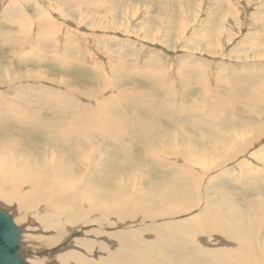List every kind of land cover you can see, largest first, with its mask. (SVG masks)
<instances>
[{
    "label": "rangeland",
    "instance_id": "obj_1",
    "mask_svg": "<svg viewBox=\"0 0 264 264\" xmlns=\"http://www.w3.org/2000/svg\"><path fill=\"white\" fill-rule=\"evenodd\" d=\"M39 56L50 57L52 60L40 61ZM63 59L76 62L75 66H64L57 62ZM123 64L140 75L120 79L118 74L125 69ZM150 74L153 77H150ZM98 76L104 80H99ZM149 77L157 79L164 89L173 90L175 93V96L162 103V106H160L161 102L157 105L164 111H179L182 104H188L191 108L193 104L194 109L197 110V105L200 103L201 113L207 114L212 101L220 100L224 105L220 102L221 112L215 119L206 120L203 125L204 130L197 125L189 126L193 118L186 117L185 114L180 113L168 119L169 121L150 114L146 117V121L150 123L151 118L155 117L153 124L161 126L163 129L161 131L174 139L171 140L168 135H164L161 139L164 145L157 147V151L149 149L150 151L144 152L142 139L133 135L135 127H131L128 122L134 121L131 120L134 116L133 112L143 105L140 103L147 104V101L152 100L139 95L140 91L149 93L151 84ZM9 80L13 85L17 83V97L9 89L7 83ZM108 82H113V85L110 86ZM151 82L153 84V81ZM98 89L101 90L95 95ZM51 91L57 92L58 95L55 96L50 93ZM232 91L238 96L234 97ZM263 91L264 0H0L1 109L11 110L10 103L14 107L25 106V99L22 96L25 92L28 94L32 92L33 96L36 98L40 96L42 100L51 97L50 100L53 99L54 104L57 102L60 109L62 106H70L68 103L73 102L75 109L73 107V110L67 111L68 114H61L64 118H71L72 115H87L89 111V114L93 111L90 116H97L93 120L97 125L101 114L103 119L107 115L111 120L117 119L123 124L128 121L126 123L128 131L125 130L128 134L124 137L120 134L112 136L110 134L112 128L108 125L104 130L100 129L101 132L97 130L93 145L86 148L84 157L81 156L76 161L80 163L77 168L75 167V172L69 179L67 178L69 183H72L71 186L76 188L89 182L98 188H107L97 182L99 177L112 180L111 182L116 178L117 185L130 186L131 197L132 195L138 197L136 190L140 185L142 187L140 190L149 189L148 192H151L154 189L151 194L155 198L151 194L148 196L152 199L151 202L167 203L170 201L166 198L172 195H167L169 191L163 184L172 185L174 178H170L172 177L170 173L166 174L165 171H169L171 167L165 162H172L179 165L178 171L183 172L182 174L190 180L191 197L189 195L186 200L189 199V204L194 205L187 213L175 216L158 215L153 220L148 217L140 220L142 217L140 212L136 215L137 220L133 221L134 223L117 221L114 215L107 217L103 222L98 219L101 222L98 223V220L89 219L96 216V212L92 216L88 214V219L63 225L66 229L49 226L57 220L51 206L52 198L59 196L56 193L58 189H65L61 187V184L62 186L65 184V179L54 177L52 170L59 162L62 165L65 163L58 158V151L63 154L68 151L65 156L68 157L71 150L60 147L56 150H53L54 148L40 150L41 136L34 135L36 130H27L24 133L21 125L10 122L12 135L15 133L14 137L24 142L21 146L27 154L23 156L28 158L29 162H36L37 166L46 165V172L52 185L46 194H39V187L33 188L29 182L11 180L1 184L6 191L4 196L0 195V207L6 208L13 216L14 222L23 228L22 240L28 253L25 252V257H29L27 260L29 264H67L58 258L62 259L70 250L76 249L75 241L86 237L87 235L84 234H88L87 231L90 229H103L104 234L113 233L111 230L129 232L138 229L139 240L145 239L146 242L150 240L148 244L151 247L153 245L159 247L160 240L166 238L163 237L165 233L163 230L166 229L163 226L165 221L192 217L205 208L208 210L211 208L213 213L207 215L205 220L209 223L216 222L218 215L226 209L220 208L223 199L221 195L229 192L235 195L239 189L233 184L231 176L238 174L241 178H247L244 175L246 171L252 174L250 177L253 181L251 187L239 193V196L257 197L258 194L264 196V177H260L261 173L264 174ZM44 93L49 94L48 98ZM161 93L162 89H158L157 92L150 94L153 95L151 96L153 99L159 101L157 96L161 97ZM21 97L24 103L20 100ZM47 102L46 104H50L49 100ZM124 102L131 105L127 106ZM35 103L37 102L31 101L29 105L40 107L39 102ZM87 107L88 111L85 113ZM225 109H231L227 115L224 113ZM39 110L43 113V118L51 123L49 111L44 108ZM21 115V118H25L24 114ZM249 125L252 127L248 128ZM205 127H213L212 133L214 132L213 135L220 141L217 138H209ZM3 129L5 130L0 132V147L7 143L1 141V134L6 132L7 126ZM208 132L211 134V131ZM200 133H205L203 137H206L203 139L200 135L198 137L200 140L196 141ZM159 143L156 142L157 146ZM5 152V154L0 152L1 172L10 153L12 152V156L17 155L13 146ZM216 152L222 153L218 155ZM65 157L63 156L64 159ZM96 163L99 166L95 167ZM16 170L24 172L25 169ZM242 171H245L244 174L239 173ZM35 173L32 174L39 176V172ZM210 177H213L212 180H209ZM29 187L35 189V194ZM131 190H135V193L133 194ZM24 193L31 194V199L29 196H24ZM26 197L31 201L28 210L24 208L26 206L18 205L20 200ZM146 200L144 201L148 205L150 200L148 198ZM183 203L178 204L182 206ZM18 207H21L22 211ZM19 211L23 214H19ZM134 211L136 213L139 209ZM257 213L262 214L256 219L259 228L253 234V241L260 246L259 251L264 253V209ZM85 221L89 223L85 224ZM79 223L84 224L82 229ZM152 225L158 227V230H143ZM70 227L78 231L71 235L68 231ZM214 231L198 232V237L196 236L198 239L192 241V246L199 250L221 246L242 248V242L232 235H227L223 231H215V233ZM93 233H91L93 237L89 235L87 237L95 239ZM211 233L221 240L214 244L216 247L204 241L207 238L204 236ZM60 237L62 238L59 240ZM98 239L101 240L102 237ZM115 242L109 245V249L114 250V247H118ZM186 247L181 246V250L184 249L182 252L176 245L171 246L167 250L168 255L177 258L181 254L183 256L196 254L191 247Z\"/></svg>",
    "mask_w": 264,
    "mask_h": 264
},
{
    "label": "bare ground",
    "instance_id": "obj_2",
    "mask_svg": "<svg viewBox=\"0 0 264 264\" xmlns=\"http://www.w3.org/2000/svg\"><path fill=\"white\" fill-rule=\"evenodd\" d=\"M124 44H126V43H124ZM38 58L40 61L52 60L50 57H45V56H43V58H42V56H39ZM55 58H57V57H55ZM68 58H69V56H68ZM68 58H65V59H68ZM65 59L57 60V62L58 63L60 62V65H64V66H75L76 62L73 63L72 61H68V60L66 61ZM77 66H80V65H77ZM124 67H125V69L123 68L124 70L120 74H118L120 79L128 77V76L139 74V73L137 74L135 71L129 70L127 65H124ZM249 67H251V66H249ZM80 68H81V66H80ZM253 69H251V70H253ZM141 73H143V72H141ZM146 73L147 72H145L144 74L146 75ZM149 76L153 77V76H151V74ZM150 77H149V79L151 81H153V84L149 80L151 83L149 85V93L140 91L139 95L142 97H145V98H151L152 100L147 101V104L140 103L143 105H140L139 107H138V105H136V108L138 107V110H135L133 112L134 116L132 117L133 119H131L134 121L133 122L127 121L131 127H135V131L133 132V135H137V136H139V138L142 139L141 142H142L143 148L145 149L144 152L150 151L149 149H154L155 151H157V147H160L162 144L164 145V143H161L162 137L164 135H168L164 131H161V130H163L161 126L153 124V119L155 117L151 118L150 123H148L146 121V117L149 116L150 114H153L154 116H156L158 118H163L167 121L168 119H172V117H176L181 113L183 115L185 114L186 117H189V118L192 117L193 118L192 123L188 124L189 126L193 125V127H194V125H197L199 127H203V125L207 121L215 119L219 115V113L221 112L220 104L223 101L221 102L220 100H216V101L214 100L209 104V109H208L207 114L201 113V111H200V105L201 104L200 103H199V105H197V110L194 109V105L191 103L192 108L188 104H186V105L182 104V105H180L179 111H170V112L164 111V110H162L161 107L158 106L159 107L158 108L157 105L159 104V102H161L160 106H162L161 104L165 103V101H167L169 98H172L173 96H175L174 95L175 93L173 90L171 91L170 89H164V86L162 85V83H160L157 79L150 78ZM98 79L104 80V78H102L100 76H98ZM122 80H121V82H122ZM7 83H8L9 89H11L12 92L14 94H16V97H17V95H18L17 94V91H18L17 83L15 85H13L10 80ZM115 83H116V81H114V84ZM108 84L111 86V85H113V82H108ZM244 84H245V82H244ZM158 89L159 90L162 89L161 97L157 96L160 99L159 101L157 99H153L151 97L153 95L150 94L152 92H154V93L157 92ZM98 90H96V91H98ZM100 90L97 93L95 92L96 93L95 95H98ZM242 90L244 91V88ZM249 90H250V88H249ZM254 90H256V89H254ZM147 92H148V89H147ZM30 93L31 94H28L25 92L24 96H22L25 99V106L22 104L23 106L18 105L17 107H14V106H11V103H10L9 106L11 107L10 108L11 110H3L0 108V125H1L0 126V132H2V130H5L3 128L5 126H7L6 132L1 134L2 143H4V142H7V143H4L3 146L0 147V152L2 154H5L6 153L5 150L9 149L10 146H13V150L15 149V151L17 153V155H16L13 152L14 156H12L11 155L12 152H11L9 157H7L6 156L7 154H6L5 157H7V158H6V161L4 162V165H3L4 168H3L2 172H1V168H0V195L1 196H4V191H6L5 187L3 185H1V184L5 183V181L8 182V181L12 180V181H21V182H25V183L29 182V183H31L33 188L36 186L39 187L38 188L40 190V191L38 190L39 194L40 193L46 194V192H48L52 186L51 182H50L51 179L49 180V178H48L49 176L46 172V165L42 166L43 164L41 163L42 165L37 166V164H35L36 162L35 163L29 162L28 158H25L23 156V155L27 154L25 150H22L23 146H21V144H23L24 142H22L19 138L17 139L16 137H14L15 133L12 135L13 129H11V126H10V124H11L10 122H15V123L17 122L19 125L22 126V131L24 133H26L27 130L28 131H33V130L37 131L34 133V135H37V137L41 136V138H39V139H41V142H40L41 145L39 148L40 150L44 151V150H50L53 148H54L53 150H56L57 147L58 148L59 147L60 148H66V149L68 148L71 150V151H69L71 153L68 154L69 155L68 157H65L67 155L68 151L63 154L61 151L57 150L58 151V158L61 159V162H63V163L65 162V163L63 165L59 164L60 162L58 164H56L55 165L56 169L54 167L52 172L54 171V177H58V179H60V178L65 179V184L63 186L61 184V187L65 188L66 190L65 189H58L56 193H58L59 196H57V198H54V197L52 198L51 206H52V210L56 213L57 220H56V222H53V224H50L49 226L62 227V229H63V228H65V227H63V225L74 224V223H77L78 221H81L83 219H88V214H91V216H92V214L95 215L96 212H97L96 216H93L92 218H89V219H92V221L99 219L100 221L103 222V221H105V219L107 217L109 218V216L114 215L117 218V221H120V222L128 221V222L132 223L133 221L137 220L136 215L139 214L140 212L142 213V215H141L142 217L140 218V220L144 219L145 217L151 218L153 220L155 218V216H158V215L175 216V215L187 213L188 211L191 210L190 208H192L194 206L191 203L189 204V199H188V201L186 200V198L189 195H190L189 197H191V190L192 189H191V186L189 185L190 180L187 179L186 176H184L182 174L183 172L180 173V171H178L179 165L173 164L172 162L171 163L165 162L166 165L168 164V166L171 167V169H169V171H165V172H166V174L170 173L172 175V177H170V178H174V182L172 181L173 182L172 185H170L169 183L168 184L162 183L164 187L166 185L165 188L167 191H169L167 193V195L168 196L172 195V197L166 198L167 200L170 201L167 203L151 202L152 199H150L148 196L151 194V192L154 189H152L151 192H148L149 189L140 190L142 188L140 185L138 186V188L136 190V192H137L136 195L138 197H136L135 195H132V197H131V194L129 192L130 186L123 185V187H122V186H119V184L117 185L116 181H115L116 178L113 180V182H111L112 180L99 177L97 182L102 187L107 186V188H98L96 186L91 185L89 182H85L80 187H76V188L72 187L71 186L72 183H69L68 179L75 172V167L78 165V163H80V162L76 163V161L79 158H81V156H83V153L87 147H91V145H93L92 142L95 141L97 130L99 132H101L100 129L104 130L105 128H107V125H108L112 128V131L110 132V134L112 136L120 134V135H122V137H124V135L128 134L125 131V130H127L126 129V123L127 122H125L123 124L120 121H117V119L116 120L113 119V120H115V121H113L107 115L103 119L102 118L103 114H101V115H99V116H101V119L99 118L100 121L98 124L100 126L97 127L98 125L95 124V121H93L95 119V117H97V116H90V114L93 111H91L90 114H89V112H90L89 111L87 115H83V114L78 115V116L72 115L73 117H71V118H64V117H62L61 114H64V113L68 114L67 113L68 110H73V107H74L73 102L68 103V104H70V106H67V107L62 106V109H60V106L57 104V102L54 104L55 101H53V99H52L53 102L50 100L51 99L50 96H49L50 99H47L50 101L49 102L50 104H46V103H48L47 100H45L46 98L44 100H42V99H40V96H38L39 98H36L35 96L32 95V92H30ZM46 93H47V91H46ZM50 93L54 94L55 96L58 95L57 92L51 91ZM232 93H233V91H232ZM47 95H49V94H47ZM47 95L45 94V96L48 98ZM232 95L234 97L238 96L237 93L235 95L233 93ZM60 96H62V95H59V97ZM91 96H92V94H91ZM22 97L20 98V100L23 102ZM42 97H44V96H42ZM54 97H52V98H54ZM92 97H94V96H92ZM38 100H40L42 102H40ZM54 100H56V99H54ZM31 101H35L37 103L39 102L41 104V105H39L40 107H38V106H36V107L32 106L31 107L29 105V103ZM67 102H69V100ZM37 103H35V104H37ZM108 103H109V101H108ZM193 103H195V101H193ZM16 104H17V102H16ZM27 104H28V106H27ZM124 104L129 106L130 103L127 104L126 102H124ZM196 104H197V102H196ZM223 105H224V102H223ZM43 108L46 109L47 111H49L48 113H50L49 119L51 120V123L48 122L47 119L45 120L43 118L44 115H42L43 113L40 112V110H39V109H43ZM74 109H75V107H74ZM128 109H129V107H128ZM225 110H224V113H225V115H227L231 109L226 110V111ZM86 111H88V107L85 108L84 112L86 113ZM129 111H130V109H129ZM171 112H173V113H171ZM222 112H223V110H222ZM21 114H24L25 118H21V116H23ZM119 114H121V113H119ZM168 114H170V115H168ZM93 115H95V114H93ZM97 120H98V118H97ZM187 120H186V122L188 123ZM251 127H252V125L251 126L249 125L248 128H251ZM190 128H192V127H190ZM210 128L209 127L206 128V135H208L209 138H211V139L217 138V136L215 137L213 135L214 132L212 133L213 127H210ZM157 129L159 131H157ZM203 130H204V127H203ZM208 131H211V134H209ZM159 132H161V133H159ZM203 134H205V133H203ZM203 134H201V133L198 134L199 136L197 135L196 138L198 139V137H200V135H201V137H203ZM217 135H218V133H217ZM193 136H196V134H193ZM218 136H220V135H218ZM204 137H206V136H204ZM204 137H203V139H204ZM25 139L27 140V138H25ZM169 139L173 140L174 138H171L169 136ZM199 140L200 139H198L196 141H199ZM207 140H204V141H207ZM218 140L220 141V139H218ZM120 141H119V143H120ZM29 142H33V141H29ZM156 142H160L158 146H157ZM198 143H200V142H198ZM214 143H215V141H214ZM216 144H217V142H216ZM35 145H37V143ZM36 149H38V148H36ZM89 149H91V148H89ZM53 150H51V151H53ZM21 151H22V153H21ZM217 151L219 152L218 149H217ZM220 153H222V152H220ZM72 155H73L74 159H73ZM63 156L66 159H64ZM19 157H21V158H19ZM22 158H25V159H22ZM41 159H42V157H41ZM35 160L37 161V159H35ZM153 160H155V159H153ZM1 162H2V160H1ZM103 162H104V160H103ZM159 162H161V161H159ZM83 163H85V162H83ZM239 164H241V163H239ZM97 166H99V165L96 163L95 167H97ZM19 168H23L26 171L24 170V172H18L16 169H19ZM167 168H169V167H167ZM180 168H182V167H180ZM162 171L163 170H161V172ZM182 171H185V170H182ZM33 172H36V173L39 172V176H34L32 174ZM225 172H228V171L225 170ZM244 172L245 171H242L239 173L244 174ZM40 174H43V175L40 176ZM246 174H248V175H246ZM244 175L247 178H241V177H239L240 175L238 176V174L231 176V178H232L231 180L233 181V184L235 186H237L239 189L235 195L231 194L230 192L229 193H223L221 195V197L223 199H222V202L220 204V208L221 209L226 208V209L222 210V211H224V212L220 213L222 215H220L218 213L219 214L218 220L216 222H212V223L210 222L209 223L207 220H205V219H207L206 218L207 215H210V214L212 215L213 209H211V208H209V210L207 208H205L203 211L194 214V216H192V217L189 216V217H186L183 219H179L180 221L183 220L181 222L179 220H176L177 222L175 220L163 222V226H165V228H166L165 230H163V232L165 231L163 237L166 236V238L160 240V242H159L160 246L159 247H161V248L156 247L154 245L151 247V245L148 244V242L150 240L147 242L145 241V239H144L145 242L139 240L138 239L139 235H137V233L139 232L138 229L133 230V231H129V232H116V231L114 232L111 230V232H113V233L109 232L108 234H104L102 231L103 229L101 228L102 226H100V228L102 230H99V229L91 230L90 229V231L89 230L87 231V233L89 232L88 234H84V235H87V236L89 235V236L93 237V235L91 233L94 232L93 234H94L95 239L92 240V238H90V237L88 238L87 236L84 238L78 239V240L75 239L76 240L75 243H76L77 248L76 249L71 248L72 250H70V252L68 254H66L62 259H59L60 257L59 258L57 257V258H58V260H62L63 262H65L67 264H195V263L196 264H264V253L259 251L260 246L255 244L253 241L254 240L253 234H254L255 230L257 228H259V225L256 223V219L262 214V213H257V211L264 209V196L259 195V194L257 195V197L239 196V193L241 194L245 190H247L251 187V184L253 181L252 177H250V176H252V174L250 175V173L246 171ZM263 175L264 174L261 173L260 177L263 178L264 177ZM212 178L210 177L209 180H212ZM249 178H251V179H249ZM256 179H259V178H256ZM256 179H254V180H256ZM62 182H64V181H62ZM94 182H96V181H94ZM20 185H22V184H20ZM46 187H48V188H46ZM29 189H30V187H29ZM34 190L30 189V191H32V192H34ZM7 192H9V191L7 190ZM131 192L134 194L135 190L134 191L131 190ZM34 194H35V192H34ZM58 194H56V195H58ZM25 195L26 194L24 193V196ZM26 196H29V199H31L30 198L31 194L26 195ZM53 196H55V195H53ZM144 196H145V198H144ZM134 197H136V198H134ZM152 197L155 198L154 195H152ZM5 198H6V196H5ZM146 198H148L150 200L148 205L144 201V200H146ZM30 202L31 201L28 200V197H26V198L21 199L20 203H18V205H21L22 207L26 206L24 208L27 209V208L31 207ZM179 202H184V203L182 206H180L178 204ZM18 208H19V210H21V207H18ZM70 209H72V210L70 211ZM135 209L136 210L139 209V211H137L135 213V211H134ZM221 209H220V211H221ZM21 213L23 214V212L19 211V214H21ZM18 218H20V216H18ZM99 220H98V223L100 222ZM85 222H86L85 224L89 223L87 221H85ZM109 222H111V221H109ZM83 225L84 224L81 223L79 225V227L82 229ZM160 225L162 226V224H160ZM143 230L157 231L158 227L156 228L155 225H152V226H147V227L143 228ZM213 230H215L216 232L217 231H219V232L223 231L227 235H232L234 238H236V240L242 242V248H238L236 246H232V247H230V246L222 247L221 246L219 248H214V249H208V248L205 249L202 246L204 249L199 250V249H196L192 246V241L198 237L197 236L198 232L201 233V232L206 231L209 233V232H212ZM62 231H64V230H62ZM68 231L72 235V233H76L78 230L73 228V227H70ZM215 231H214V233H215ZM160 232H162V230ZM140 233H142V232H140ZM23 235H24V231L22 234V239H23ZM68 235H70V234H68ZM156 235H157V233H156ZM154 236H155V234H154ZM158 236H160V235H158ZM56 237H57V235H56ZM99 237H102V239L99 240L98 239ZM205 237H207V238H205ZM61 238L62 237H60L59 240ZM156 238H155V240H156ZM204 238H202V240L204 239V241L208 242L209 245H211V244L214 245V244H217L218 242H221L220 238L212 236V233L204 236ZM65 240H66V238H65ZM67 241H68V239H67ZM113 241H116L115 243L118 246L117 248H115L114 247L115 245H114L113 246L114 250L109 249V245L111 243H113ZM157 241H158V239H157ZM56 243H57V241H56ZM202 244H205V243H202ZM175 245L178 247V250H181V246L191 247L196 254H191V255H186V256L185 255L183 256V254H181L177 258L176 257L173 258V257L168 255L167 250L169 247L175 246ZM23 248L25 249L24 241H23ZM62 250L64 251V249H62ZM181 251L184 252V249H182ZM25 252L27 253L26 249H25ZM65 253H66V251H65ZM27 260H29V257L27 258Z\"/></svg>",
    "mask_w": 264,
    "mask_h": 264
},
{
    "label": "water",
    "instance_id": "obj_3",
    "mask_svg": "<svg viewBox=\"0 0 264 264\" xmlns=\"http://www.w3.org/2000/svg\"><path fill=\"white\" fill-rule=\"evenodd\" d=\"M23 228L12 215L0 207V264H29L22 240Z\"/></svg>",
    "mask_w": 264,
    "mask_h": 264
},
{
    "label": "crops",
    "instance_id": "obj_4",
    "mask_svg": "<svg viewBox=\"0 0 264 264\" xmlns=\"http://www.w3.org/2000/svg\"><path fill=\"white\" fill-rule=\"evenodd\" d=\"M3 62V61H2ZM8 63H10L9 61H8Z\"/></svg>",
    "mask_w": 264,
    "mask_h": 264
}]
</instances>
